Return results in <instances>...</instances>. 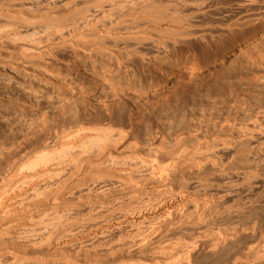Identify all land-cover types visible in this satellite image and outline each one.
<instances>
[{
	"label": "rangeland",
	"instance_id": "obj_1",
	"mask_svg": "<svg viewBox=\"0 0 264 264\" xmlns=\"http://www.w3.org/2000/svg\"><path fill=\"white\" fill-rule=\"evenodd\" d=\"M62 1L66 2L67 0H62ZM71 1L72 0H70L69 2H71ZM96 1H97V3H96ZM96 1L95 0H90V1L89 0H85V1L84 0H77V1L74 0L71 2L72 4L70 3V5H69V2H68V4L62 6L61 0H58V2L53 1V2L47 3L49 10H47V7L43 8L45 5L42 4L43 6L42 5H41L42 7L40 6V8H41L40 12L43 9L44 11L45 10L47 11L46 15L47 14H50L53 16L55 15V16L60 18V19L59 18L57 19L58 21L52 22L54 24H51V25L48 24V25H50V27H54V25H61V24H62L61 26H68L75 19H79V17L81 18V15H77L75 17H70L71 11L69 9H72L73 5L74 6L76 5L79 8H82V10H84L85 14L91 13V14H93V16L95 15L94 18H97L98 20L103 21V18L105 19V17H106L107 19H109L108 23L113 22L112 25H115L114 22L116 21L115 20L116 18L114 19V16L116 15L115 16V17H117L116 25L119 23L117 25V27H120V28L126 27L127 22H129L128 26H131V25H129L130 23L131 24L134 23V22L132 23L131 19H129V20H131V22L128 19H126V20L122 19L121 20L122 17H120L119 11L122 10V8H121L122 6L120 4H118V3L123 4L124 2L125 3L126 2H129V3L133 2L131 4L126 3L125 7L123 5V7L126 8L127 4H129V8L130 7L132 8V6L134 7L136 4V3H134V0L133 1L132 0L131 1L130 0H122V1L121 0H108L109 2L106 0L105 3L103 0L102 1L96 0ZM99 1L102 2V4L103 3L105 4V5H103L104 6L103 7V6H101L102 4L100 3L101 8L102 7L104 8V9L102 8L104 10V12H103V10L102 11L100 10L101 8L98 9ZM135 1L137 2V0H135ZM202 1L203 2L198 0L197 2L204 3V5H206V8L209 9L208 13L212 12L209 15L207 13L208 16L206 15L205 18L210 17L213 19L215 16L218 17L217 15L222 17V15H224L226 13H230V14L237 13V11H240V8L238 7L239 3L240 2L243 3L246 0H202ZM54 2H56V3L54 4ZM65 2H62V3L65 4ZM109 3L111 4V6ZM156 3L158 4L157 6H159V7L164 6L167 3V0H156ZM91 4L92 5L94 4V6L91 7ZM162 4H164V5H162ZM57 5H59V6L61 5V6L60 7L58 6V8H57ZM95 6H97V7H95ZM118 6L121 9H119ZM49 7H51V8H49ZM68 7H70V8H68ZM129 8L127 7L126 10L125 9L124 10L128 11ZM97 9H98V11H97ZM213 10H215V12ZM105 11L106 12L110 11L111 13L108 12L106 14ZM101 12H102V15L100 14ZM121 12H123V11H121ZM97 13L100 16H103L104 13L106 15H104L102 18L99 15H97ZM65 15H69V18H68L69 20L64 21L65 18H63V16H65ZM72 15L74 16V14H72ZM108 15H110V18L112 16L113 17L112 19H114V21H112V19L107 17ZM118 17H119V19H118ZM36 18H41V17L38 16ZM62 18H63V20H61ZM208 18H206V19H208ZM107 19H105L103 22L106 23ZM201 19H204V18L201 17ZM262 19L263 20H261V19L256 20L258 23L252 21V22H254L252 24H255V26L254 25L252 26V24L249 23L248 25L250 28L247 27L248 25H245L244 27L242 26L241 28H243L244 31L241 33L239 32L240 34L235 33L236 35L234 34V36H233V34L231 36L230 31L225 29V31L228 32V34H226V32L224 33L226 35V36L225 35L224 36L227 39H225V37H224L223 39H225V40H222L221 43H218L216 41L215 42L212 41L209 44L206 41L205 42L200 41L198 38H196V39L190 38V40H188L189 39L188 38L187 39L188 41L184 40L178 44H175L176 45L175 47H174V44L171 43L170 48H172V49L174 48L173 49L174 54L172 53L173 55L171 58V61H173V63H169L167 61L165 62L164 60H161L160 65L149 63L150 58L152 57L151 60H153L155 58L154 56L156 53L155 48L152 45H150L149 43H146V44L144 43V45H142V44L140 45V44H136L133 41H129V42H126V45H125L123 42H121L119 44L120 53L118 52L119 55L116 54V56L118 55V58L117 57H115V58L117 60H119V62L123 61L125 63L124 64L122 62L123 63V67H122L121 63H117V61H115L116 59L109 58L105 54L103 55V54L98 53V52L95 53V51L92 50L91 48L85 49L83 46H77L76 49L77 48L78 49L81 48V49L80 50L75 49L76 52H73L75 50L72 51V49H71V51H72L71 53L69 52L70 48L67 50L65 49V51H63V50L60 51L58 49H54V51L52 49V51H51L48 48L49 46H47L48 44H45V43H41L43 46H41V44L40 45H35V44L28 45V44L20 42V41H16L15 43H13L14 41H12L10 38L9 39L6 38L4 44L0 43L1 44L0 45V167H2V171H4L3 169H5L7 167V162H9L8 160H12L11 158H15V157L19 156L21 151L24 150L25 147L30 148V145L33 146V144L36 143L38 140L46 139V136L50 135L49 128L52 127L53 124H54V126H55V124H58L56 122V120L58 122H60L61 120H63L66 117L65 115H69V114H67L68 113L67 110H69L70 107H67V106L70 105L72 108V106L74 105L73 103L76 101H77L76 103H79V102L82 103V104H76L75 103L76 106L75 105L74 106L78 109L81 108V111H82L81 117L84 118V116H85L84 119H86V118L92 119L93 118V120H94L95 119L94 116L97 117L98 115L100 116L102 114L103 118L107 117L106 121H109L110 120V117H109L110 113H108V112L114 111V109L116 107L115 111H117V109H118V113H120V115H122L121 117L123 119H121V117H118L116 115L114 118L115 119L114 123H116V125H117V123H118V125H121L120 123H122V125H124V128H126L130 131L129 135L134 137V139H135V137H137L136 140H138L137 142H140L139 144H141L140 147L142 148L141 154L144 156H148L150 154V150L148 147H149V144L151 142H153V140L155 141L154 145L158 146L161 143V139H160L161 135L166 136L168 139H173L174 135H176L177 132L179 133L181 130H182V132L184 131L185 134L186 133L188 134L189 138H187V139H189V140H187L188 141L187 144L189 143L191 145H192L193 141H195V138H193L195 136H197L198 138L200 137L201 139L199 138V140H201V141L202 140L206 141L207 139H211L213 136L214 137H216V136L222 137L223 133L226 135V137H229V138H230V136L231 137L233 136V138L238 137L241 134V132H240L241 128L240 127L241 126L242 127L247 126V124H249L251 120L253 121V118H254L257 110L259 111L262 108V106H264V75H263L264 72H262V70H264L263 69L264 68V17H262ZM123 20H125V21L128 20L127 22L124 21L125 25H124ZM102 21H100V23H102ZM261 21H262V23H260ZM121 24H123V25H121ZM132 26H135V25L133 24ZM251 26L254 28H251ZM45 28H46V26H45ZM45 28L40 27L41 30L37 29L38 33H41V34H38L39 36L43 35L42 33H43ZM136 30H137V33L140 32L139 34L143 33L141 31L142 30L141 28H140V30L139 29H136ZM40 31H42V32H40ZM227 35H229V36H227ZM229 37H232V38L229 39ZM43 38H45V37L43 36ZM5 43H7V44H5ZM132 43H133V45H132ZM148 44L150 47L148 46ZM17 45H18V47H17ZM23 45H26V47H24ZM130 45H131V47L133 46V48H135V46L138 45L140 50L144 51L145 53L148 52L147 53V55L149 57L148 61H143L139 57L140 56L139 54L134 53L132 51L133 48H131ZM21 46L24 49L26 48L27 51L29 50L28 48H30V47L31 48L27 52L26 49L23 51ZM126 46L128 47V49ZM151 46H152L153 50H152ZM42 49L45 50L46 52L48 51L49 53L50 52H52V53L50 55H48L49 53L48 52L46 53ZM88 49H90V50H88ZM31 50L36 51L35 55L33 56L35 58H33V57L31 58L30 56H29L30 58L29 57L27 58V54H29ZM40 51L44 52L46 55L45 56L39 55V57L37 58V56H38L37 53ZM77 51H78V53H77ZM152 51L153 52L155 51V53H153ZM25 52L27 54H25ZM55 52H56V54L60 53L59 54L60 57H57L59 55L54 56L53 53H55ZM125 52L128 54H126ZM135 54H137L138 56ZM46 56L48 57V59ZM49 56H52V57H49ZM121 56L125 60L123 58H121ZM127 56H129V57L133 56V57L130 58L131 60L130 59L127 60L128 59ZM54 57H56L57 59ZM137 57H139L140 60ZM257 58H260V59H257ZM49 59H51V60H49ZM132 59L135 60V62ZM136 59H137V61H136ZM138 60H139V62H138ZM126 62H129V64H127ZM254 62L255 63L257 62V63L255 64ZM262 63H263V65H262ZM115 64H118V65L116 66ZM130 64H132V66H130ZM124 65L125 66L127 65V67H124ZM128 65H129V67H128ZM118 66L120 68H118ZM255 67H258V69ZM259 71H260V73H259ZM133 72L135 74H133ZM137 74H138V77L140 76L138 79H137ZM260 74H261V78H263V79L257 80L260 78ZM128 75L130 76L129 77L130 79H128ZM123 79H125V80H123ZM126 79L128 82H131V87H128V85H127L128 82H126ZM259 81H260V84H259ZM253 82H255L257 84H255V83L253 84ZM133 83H134V85H133ZM121 84H124V85H121ZM138 84L140 85L141 89H138V87H139ZM132 86H134V87H132ZM243 98H245V100ZM69 103H72V105ZM118 104L119 105L121 104V106L117 107V106H119ZM77 105H80V106H77ZM255 105H257V106H255ZM122 107L124 109H122ZM253 110L254 111L256 110V111L253 112ZM90 114H91V116H90ZM250 114H252V115H250ZM226 115H229V117ZM225 119L227 120V123H224V122H226ZM228 120L229 121L233 120L234 122L231 121L232 123H228L229 122ZM261 120L264 121L263 118ZM244 123H246V125ZM51 124H52V126H50ZM224 124L225 125L227 124L228 126L226 125L227 127H225ZM251 125H252V123H250V125H248V126H251ZM117 127H119V126H117ZM181 127H183V129ZM211 132H213V136H211V137L206 136V134H209ZM158 133H160V134H158ZM173 133H174V135L172 136ZM189 133L191 134L193 140H191L192 138H190L191 136H189ZM192 133H193V135H192ZM218 133H221V134H218ZM154 134H156V135L152 139V136H154ZM214 134H216V135H214ZM170 135H171V137H170ZM225 135H224V137H225ZM44 136H45V138H44ZM157 136H158V138H157ZM130 139H132L131 140L132 142H135V141H133L134 140L133 138H130ZM156 140H158V141H156ZM148 142H150V143H148ZM142 146H144V147H142ZM146 147H147V149H146ZM17 152H19L18 153L19 155H15V154H17ZM13 154H14V156H12ZM5 160L7 162H5ZM263 163H264V161H263ZM263 163H260L261 168H259L262 172H264V166H263L264 164ZM2 164L3 165L6 164L5 165L6 167H3ZM246 168L248 170H249V168H250V170H252V169L254 170L255 164L247 165L245 167V169ZM240 170H242V169H240ZM240 170H237L236 174L234 172L235 175H233V173H232V175L230 176V177H232V176L234 177V179H232L233 181L236 179V181H234L233 183H237V185L233 184L235 186H232V187H235V189L234 188H232V189L234 191L236 190V192H235L236 194L233 192L231 195L234 197L228 196L225 200H224L225 197H223V198L217 197L218 195H216L217 198L214 197V199H217V200L222 198L221 203L219 202L218 203L219 205L217 204V207L215 206V208L213 209L214 211H216L218 206H221L222 208L224 207L223 208L224 210L222 209L223 211L220 210L221 207H220V209L218 208L219 210L217 212L221 211L218 213L220 216L219 215L216 216L217 213L213 212L215 214L216 218L214 216L210 220V222L204 224L201 228H197L198 231L196 228H190V230H189V228L183 229V228H181V225H180L181 223H178L179 225L177 224L179 227H176L177 225L175 226L178 229H176L174 227L173 229H171L168 232L164 231L163 229H158V231H157L158 235L156 234L155 237L153 238V240L151 241L152 246L158 245V244L166 242L168 240L166 242V244L162 245L164 247L167 245L165 247L167 250L175 248L176 251L179 249L178 252H180V253H181V251H183L181 254L182 256L180 257L182 259L180 261V264H182V263L185 264L187 261H189V262L191 261L190 263L187 262V264H240V262H242L244 264L245 263L252 264L253 261L255 262L253 264H264V256H263L264 255V247H262V248L260 247L261 243L264 240V182H263L262 178H261L262 182L260 181L259 175H258V177L253 176V178H255L256 180L252 178L251 181L249 179V181L246 182L243 178V173L240 172ZM2 171L0 168V172H1L0 186L2 187V188L0 187V189L4 190L3 185H5V183H3L4 181L2 182V180H3L2 178L6 174L5 173L3 174ZM138 173L139 172H137L136 175H138ZM145 173L146 172L143 173V171H142L141 174H143L145 176L147 174V173L146 174ZM74 174H76V173H74ZM93 174H96V173L95 172L94 173L89 172V173H85L84 175L82 173H79V174L77 173L76 175H74L75 176L74 177L72 175V173H70V175L73 176V177H71L72 179L69 178L70 175L67 174L68 177L67 176L66 177L69 178V181H71L70 182L71 184H70V187L66 189V191L61 192L60 198L61 199L64 198V199H62L64 201L62 202L61 200H59L57 202L58 204L56 203L57 204L56 208H59V209H62V208L68 209L69 208L68 210H70V207H72L73 210L72 209L70 210V213H71L70 217L76 218L77 214L75 215V213H79V215H77V217H79L80 219H78V218L72 219V221L73 220L74 221L73 222L70 221V223L72 222L71 224L68 223L69 220H67V219H65L67 221L63 220V222H65L66 224L68 223L67 225L65 223H63L64 224L63 229H62V226L59 224L60 227H58L59 226L58 225L57 230H56L58 232L55 233V229H53L54 232L53 231L50 232L49 236L47 234V236L49 238H47V239L45 238L46 240L43 239V241L45 242V246H44L45 250L43 249L44 243L41 242L42 244L40 243L41 245H39L37 247L36 252H34V250H30L31 252H29L27 254V256L24 255L25 258L29 257L28 259H31V260L44 261V262H49V263L61 261V259L62 260L66 259L68 261V263H71V264H101V263L102 264L103 263L104 264H106V263L107 264H116V263L118 264L119 262L122 264H132L134 261L137 262L139 260L136 257H139L140 255L146 254V251L148 250L149 247H147L146 249L141 250V251L139 249L138 250L137 249L132 250V251H135V252L131 251L132 254L129 252L127 247L134 244L136 242L135 240L138 237L142 236V234L144 235L148 231L145 228H148V229L151 228V230H152L153 225H151V224H154L153 221L144 220V223L146 221V223L144 224L142 222L143 221L142 220L141 222L137 223L136 225L135 224L126 225L125 224L127 222V221H125L126 217L124 218L123 215L120 216V214L123 213L125 209L133 206V204L136 205V204H138V202H140L139 204L143 203V200L154 201L155 198H153L152 195H149V194H152L151 193L152 189L154 190V188H159V187H157V185H158L157 182H155L154 179L150 180V178H149L147 181L149 183V185L146 184L147 186L145 185V187H144L143 184L140 183L141 179L139 180L140 182L137 179H139V177L140 178H146L148 174L146 175V177L139 174L138 175L139 177H138V176H135V173H134V176L138 177V178L133 177V174H131V176L130 175L128 176V174H127V176H126V174H123L124 176L128 177V179L130 178V180L125 178L123 175H122V177H119V176L113 177L112 175L109 176L106 174H102V176H104V177L117 179L118 182L115 180V182H113L114 184L108 183L106 185V187L103 186L102 184H99V183H96L98 185L95 184L96 186L94 185L93 187H92V185H93L92 184L90 186L92 188H90V187L88 188V187H86V185L84 186L82 183L87 182V179H85V178H87ZM168 174L166 176L169 178L168 180L169 181L173 180L175 176L173 174L171 175V173H168ZM77 175L80 177L81 176L85 177L84 178L85 180H83V177H81L80 180L83 182L80 183L79 182L80 180H79V181H77L79 184H76L77 182L72 184V182H74V178H75V180H77L76 179V177H78ZM86 175H88V176H86ZM179 176L180 175H178V177ZM131 177H133L132 179L134 181L131 179ZM124 178L126 181L124 180ZM216 178H217V180H216ZM216 178H214L212 180L217 181V183L214 181H211V180H210V182H208L209 184L211 183V185H208L206 183L208 186L207 187L208 189H205L206 188L205 184L201 185L202 187L201 186L200 187L202 190H200V187H199L200 193L203 190H205L206 192L209 191V193H210L212 190V189H210L211 186H212V188L214 187V189L212 190L211 193H215V194L220 193L222 190H224V189H226V187H228L227 181L229 180V178H225L226 182L223 180L224 177L223 178L220 177L221 178L220 179L218 176H216ZM122 179H123V183H122V181H119ZM197 179H199V178L194 177L192 180H197ZM218 179L220 180L219 184H218ZM149 181H151L152 183ZM230 181H231V178H230ZM230 181H228V183ZM130 182H132V183H130ZM224 182L226 183V187H224L225 186ZM238 182H240V184H243V183L244 184L240 185ZM248 182H250V183H248ZM120 183H121V187H120ZM126 183L127 184L130 183V184L127 185ZM137 183L138 184L140 183L139 185H141V188ZM122 184L123 185L125 184V185L123 186ZM132 184H134L135 186L138 185L137 187H139V188L133 187L134 185H132ZM217 184L218 185L223 184L224 188H222V186H218ZM253 184L254 185L256 184L257 186L256 185L254 186ZM10 185L11 184L9 183L8 186H5V189L8 190L10 188L9 187ZM81 186H82V188H81ZM83 186H84V188H83ZM128 186H129V189H128ZM209 186H210V188H209ZM236 186H238V187H236ZM242 186H243V188H242ZM250 186H252L253 188H251ZM218 187H220L221 189H219ZM77 188H78V191H75V189L77 190ZM79 188L82 190H80ZM217 189H219L221 191L218 192L219 190H217ZM7 190H5V191H7ZM88 190H89V192H86ZM5 191H4V193H5ZM71 191L72 192L74 191L73 192V194H75V196L73 195L74 198L71 197V195H72ZM80 192H81V194H80ZM91 192H92V194H90ZM0 193H1V190H0ZM145 193L148 194V195H145L146 198L144 196ZM67 194H69V195L71 194V195L69 196ZM82 194H84V196H82ZM135 194H140V195L143 194V196H144L142 198L143 200L141 199L142 200L141 201L140 199H137L138 200L137 201L135 199L137 202L135 200H131L132 198L130 196L135 195ZM65 195L68 196V197L66 196L68 198L67 199L68 201L65 200L66 199ZM77 196L79 197L78 199H77ZM80 196H82V197H80ZM147 196L150 198L149 200H148ZM70 197L73 198V200H71ZM59 202H60V204H59ZM131 203H132V205H131ZM241 203H243V204L245 203V204L243 205ZM98 205H99V207H98ZM113 205L115 206V208ZM129 205H131V206H129ZM92 206L95 208H92ZM124 206H126V207H124ZM111 207H113L115 210ZM91 208L93 209V211L91 210ZM59 209H57V210H59ZM75 209H76V211H75ZM88 209H89V211H88ZM102 209H104V210H102ZM111 209L113 211H111ZM117 209H119V210H117ZM90 210L92 212H90ZM99 210L101 211V215L100 214L98 215ZM235 210H236V212H235ZM96 211H98L97 215H96ZM115 212L116 213L118 212L117 215L114 214ZM11 213L12 212H10L9 215H11ZM81 213L86 215V217L83 216ZM86 213H88L89 216ZM93 213L96 215V219H97V221H95V222H94L95 215L92 216ZM72 215H75V216H72ZM90 215H91V217H90ZM111 215H113V216H111ZM97 216H99V218H97ZM114 216H116V217H114ZM15 217L16 216H14V215L9 216V218H6L7 220H4V223L9 222L10 218H11L10 220H12V219H17L18 217H25V215L17 216V218H15ZM83 217H84V220L87 221V223L84 222V220H82ZM101 217H103V218H101ZM108 217L111 219L108 220L109 219ZM121 217H123L124 219ZM105 218H106V222L104 221ZM117 218L119 220L121 218V220H124V221H121V220L119 221ZM100 219H102L103 221ZM107 220L109 221L108 223H107ZM256 220H258V221H256ZM78 221L81 223L80 225H77ZM147 221L150 223L152 222V223L150 224ZM238 221H240V222L238 223ZM79 222H78V224H79ZM83 222H84V224H83ZM96 222H98V223H96ZM117 222L120 224L119 228L112 229V230L108 231V233L106 232L101 236L99 235V233L102 231V229H105V228L111 229L112 227L117 225ZM237 223L238 224L241 223L243 226L248 225L247 228H250V226L256 225V228H255V230L250 229V231L249 230L245 231L244 235L242 233L241 235H239L242 237L238 236V238H236V240H234L235 238L232 239V238L228 237L229 239H227V241L222 243V245L220 246L221 249L219 247H215V249L216 248L218 249L216 251L214 249V246H211V243L209 245V243L206 241V242L199 243V245H198V243L196 244V242L194 240L197 236H199V229H202V231H203V230H205L204 229L205 226H208L206 229L214 227L213 229H215L217 231L222 230V231L226 232V231H230L232 229V227H230V225L234 226V225H237ZM74 224H76L77 227L74 226ZM103 224H106V225H103ZM141 224H143V225H141ZM245 224H247V225H245ZM109 225H110V227H109ZM121 225H123V226H121ZM130 225H134V226H130ZM72 226H73V228H72ZM209 226H211V227H209ZM64 227L67 229L66 233H65L66 229ZM69 227H71V228H69ZM224 227H225V229H224ZM58 229H60V230H58ZM68 229H70L69 233H68ZM142 229L144 231H142ZM228 229H230V230H228ZM134 230H135V232H134ZM133 234H135V235L137 234V235L134 236ZM182 234H183V236H182ZM96 235H97V237H96ZM130 235H133L132 237H134L132 240H131L132 237ZM47 236L45 235L44 237H47ZM59 236L60 237L62 236V237L60 238ZM120 236H122V238ZM170 236H171V238H170ZM173 236H174V238L175 237L176 238L174 239ZM180 236H181V238H180ZM190 237L193 238L192 242H190L191 241ZM56 238H58V239H56ZM186 238H188V239H186ZM126 239L127 240L129 239V240L127 241ZM154 239H156V240H154ZM177 239H178V241L181 239H183V240L179 241V244H178ZM130 240H131L132 244H130L131 242L128 243ZM157 240H159L160 242ZM184 240H186V241L189 240L188 242H190L191 244L194 242V247L191 246L193 251H189L190 250L189 249L188 250L189 253H185V251L187 249L186 250H185V248L183 249L182 248L183 243H181ZM83 241H84V243H83ZM170 241H173V243ZM174 241H176L177 243H175ZM155 242H156V244H155ZM123 244H124V246L125 245H127V246L124 247ZM169 244H171V245H169ZM172 244H173V246L174 245L175 246L173 247ZM202 244L203 245L206 244L207 246L204 245L205 247H203ZM82 245L85 247V249L83 248ZM168 245L173 247V248H170ZM197 245L199 246L198 248H197ZM109 246H111V247H109ZM118 247H119V250H120V247H123V249L126 248V251L121 248L123 253L119 252L117 250ZM164 247H162V248H164ZM210 247L213 249H211ZM257 247H259V249L261 250V251H258V253L254 252V250ZM114 248H116L117 252L115 251ZM94 249L96 251L95 253L93 252ZM209 249H211V250H209ZM75 250H76V253H75ZM87 250L89 253H87ZM213 250L215 253L213 252ZM5 251H8V250H4L3 252H5ZM39 251H41V252H39ZM126 252H128L130 254L128 255V253H126ZM113 253H116V254H113ZM141 253H144V254H141ZM183 253H184V255H183ZM218 253H219V255H218ZM256 253L258 254L257 256H256ZM137 254H138V256H137ZM250 254H251V256L252 255H254V256L251 257ZM259 255L263 256V258L259 257ZM73 259H75V260H73ZM255 259L256 260L258 259L259 261L258 260L255 261ZM237 260L240 262H238ZM247 261H250V262L248 263Z\"/></svg>",
	"mask_w": 264,
	"mask_h": 264
},
{
	"label": "bare ground",
	"instance_id": "obj_2",
	"mask_svg": "<svg viewBox=\"0 0 264 264\" xmlns=\"http://www.w3.org/2000/svg\"><path fill=\"white\" fill-rule=\"evenodd\" d=\"M53 1L58 2V0H0V43L4 44L6 38H8V39L10 38L12 41H14L13 43H15L16 41H20V42L26 43L28 45H33V44L40 45L41 43H45V44H48L47 46H49L48 48L51 51H52V49H53V51H54V49H58L60 51L61 50L65 51V49L67 50L70 48V51H69L70 53L73 50H75L77 46H83L85 49L91 48L92 50L95 51V53L98 52V53H101L103 55L105 54L109 58H113V59H116L115 57L118 58V55L120 53L119 44L121 42H123L125 45H126V42H129V41H133L136 44H140V45L141 44L144 45V43L145 44L149 43L156 50V53H155V51L154 52L152 51L153 53H155V56H154L155 58L153 60H151L152 59V57H151L149 60V63L160 65L161 60H164L165 62L167 61L169 63H173V61H171V58H172V55L174 54L173 53L174 48L173 49L170 48L171 43L174 44V47H175L176 46L175 44H178L184 40L186 41L188 38H189L188 40H190V38H194V39L198 38L200 41H204V42L206 41L209 44L212 41H214V42L216 41L218 43H221L222 40L227 39L225 37L226 35L224 34L226 32L225 29L230 31L231 36H232V34L234 36L235 33H239V32L241 33L244 31V29L241 28L242 26L244 27L245 25H248L249 23L252 24L254 22H257L256 20H258V19L263 20L262 17H264V0H246L243 3L240 2L239 6H238L240 8V11H237V13H235V14L226 13V14L222 15V17L217 15L218 17L215 16L214 17L215 19L214 18L212 19L210 17H209L210 19L208 17H206L208 19L205 18L209 9L206 8V5H204V3L197 2L198 0H167V3L165 5L162 4L164 6H160V7L157 6L158 4L156 3V0H137V2L134 0V3H136V4L134 7L132 6V8L131 7L129 8V4H131L133 2H131V3L126 2V3H129V4H127V7L130 9V10L128 9V11H125L127 8V7L124 8L125 4H126L125 2L123 4L118 3V2L117 3L122 6L121 11H123V12L119 11L120 12L119 15H120V17H122L121 20L122 19H125V20L131 19L132 23L134 22L133 24L135 26H132L133 24H131V23L129 24L131 26H128V23H129V22H127L128 20L127 21L123 20V22L124 21L127 22L126 23L127 26L123 27V28L117 27V25L119 23L117 22L118 24L116 25V21H117V17H115L116 15L115 16L113 15L114 19L116 18L115 19L116 21L114 22V24L116 26L112 25L113 22L108 23L109 19H107L106 17H105V19H107V21L105 23V22H103L105 20L103 18V16L106 15L110 11H108V12L105 11L106 14L104 13L103 16H100L98 14L99 12L97 13V15H99L100 17L103 18V21H102V20H98L97 18H94L95 15L93 16V14H91V13L90 14L92 16L90 14H85L84 10H82V8H79L78 6L73 5L72 9H69L71 11L70 17H75L77 15H81V18L80 17H79V19L74 18L75 20L73 22H71L72 21L71 20L70 21L71 24H69L68 26H61L62 25L61 24V25H54V27H50L51 24H54L52 22L58 21L57 19L59 17H57L55 15L53 16L50 14L46 15L47 11L46 10L44 11L43 9L40 12V9H41L40 6L43 4V5H45L43 8L47 7V10H49L47 3H50ZM69 1L70 0H67L65 2V1L61 0V5L64 6V5L68 4ZM72 1H74V0H72ZM75 1H77V0H75ZM100 1H102V0H100ZM100 1L98 3L99 5L97 4L98 9H100L101 6L105 5L104 3L106 2V0H103L104 3L102 4V2H100ZM200 1L203 2L202 0H200ZM62 2H65V4ZM71 2H69V5ZM55 3L56 2H54V4ZM96 3H97V1H96ZM100 3L102 4L101 6H100ZM94 4L93 5L91 4V7L94 6ZM123 5H124V7H123ZM58 6L59 5H57V8H58ZM110 6H111V4H110ZM119 6H118V8L121 9ZM70 7H68V8H70ZM95 7H97V6H95ZM49 8H51V7H49ZM102 8L100 9L101 11L104 9V8L103 9ZM98 9H97V11H98ZM213 11L215 12V10H213ZM103 12H104V10H103ZM210 13H212V12H209L208 15ZM72 14H74V16ZM100 14L102 15V12ZM69 15L63 16V18H65L64 21L69 20L68 19ZM38 16H40L41 18H36ZM107 17L110 18V15H108ZM201 17L204 19H201ZM63 18L61 20H63ZM112 18L113 17L111 16L110 19H112ZM114 19H112V21H114ZM118 19H119V17H118ZM131 20H129V21L131 22ZM100 21H102V23H100ZM252 21H254V22H252ZM125 22H124V25H125ZM260 23H262V21ZM48 24H50V25H48ZM121 25H123V24H121ZM253 25L255 26V24H252V26ZM45 26H46V28H45ZM252 26H251V28H254ZM40 27H42V28L44 27L45 29L42 33L43 35L39 36L38 34H41V33H38L37 29H40ZM247 27H249V25ZM140 28L142 29L141 30L143 32L142 34H139L140 33L139 31H138L139 33H137L136 29L140 30ZM40 32H42V31H40ZM226 34H228V32H226ZM229 35H227V36H229ZM43 36L45 38H43ZM224 37H225V39H223ZM230 38H232V37H229V39ZM5 44H7V43H5ZM149 44H148V46H149ZM132 45H133V43H132ZM23 46L26 47V45H23ZM41 46H43V45L41 44ZM152 46H151V48H152ZM17 47H18V45H17ZM130 47H131V45H130ZM21 48H22V46H21ZM30 48H28V49L30 50ZM131 48H133V46ZM25 49L22 48L23 51ZM71 49H72V51H71ZM80 49L77 48L76 50H80ZM127 49H128V47H127ZM76 50L73 52H76ZM88 50H90V49H88ZM152 50H153V48H152ZM26 51H27V49H26ZM43 51H45V50H43ZM132 51L134 53L139 54L140 55L139 57L143 61H148V58H149L147 55L148 52L145 53L144 51L140 50L138 45L135 46V48H133ZM35 52H36L35 50H33V51L31 50L29 54H27L26 52H25V54H27V58L29 56L32 58L35 55ZM51 53L52 52H50L48 55H50ZM77 53H78V51H77ZM37 54H38L37 58L39 57V55L40 56L46 55L44 52H41V51L38 52ZM55 54H56V52L53 53V55L57 56L60 53L56 54V55ZM116 54H118V55L116 56ZM126 54H128V53H126ZM137 54H135V55H137ZM52 56H49V57H52ZM129 56H127L128 57L127 60H129L130 58L133 57V56L132 57H129ZM57 57H60V55ZM139 57H137V58L139 59ZM33 58H35V57H33ZM54 58H56V57H54ZM121 58H123V57L121 56ZM47 59H48V57H47ZM257 59H260V58H257ZM49 60H51V59H49ZM139 60H138V62H139ZM115 61H117V63H121L122 67H123V63H124L123 61L120 60L121 62H119V60H117V59ZM133 61L135 62V60H133ZM136 61H137V59H136ZM126 63L129 64V62H126ZM132 64H130V66H132ZM115 65L117 66L118 64H115ZM262 65H263V63H262ZM124 67H127V65L126 66L124 65ZM128 67H129V65H128ZM118 68H120V67L118 66ZM255 68L258 69V67H255ZM262 72H264V70H262ZM259 73H260V71H259ZM133 74H135V73L133 72ZM129 77L130 76L128 75V79H130ZM139 77L137 74V79ZM260 78H261V74H260ZM260 78L259 79L256 78V79L257 80L263 79V78H261V79ZM123 80H125V79H123ZM126 82H128L127 79H126ZM254 83L255 82H253V84ZM257 83H255V84H257ZM139 84H138V86H139L138 89H141ZM259 84H260V81H259ZM121 85H124V84H121ZM127 85H128V87H131V82H128ZM133 85H134V83H133ZM132 87H134V86H132ZM243 99L245 100V98H243ZM76 102H74L73 104L75 105ZM69 104L72 105V103H69ZM76 104H82V103L79 102ZM73 106H72V108L70 105L67 106V107H70V109L68 108L69 110H67L68 113L66 112L69 115H65L66 117L63 120H61L60 122H58L56 120V122L58 124H55V126L53 123H52L53 126H52V124L50 125V126H52L49 128L50 135L48 136L46 134L48 136L47 137L45 135L46 139L38 140L37 142L35 141L36 143H34L33 146H31L29 144L30 148L25 147L24 150L21 149L22 151H21L20 155L18 154L19 152H17V154H15V155H19V156L15 157V158H11L12 160H8L9 162H7L5 160V162H7V167L5 166L6 164L5 165L2 164L3 167H6L5 169H3L4 171H2V167H0L2 173L6 174L2 178L3 179L2 182L4 181L3 183H5V185H3L4 190L0 189L1 190V193H0V264H71V263H68V261L66 259H63V260L61 259V261L49 263V262H44V261L31 260V259H28L29 257L25 258L24 255L27 256V254L29 252H31L30 250H34V252H36L37 247L39 245H41L42 243H44V245H43V249H44L45 242L43 241V239L46 240L47 238H49L48 237L49 233L52 231L54 232L53 229H55V233L58 232L56 230H57V226L59 224L62 226V229H63V226H64L63 223H65V222H63V220L64 221L69 220L68 223H70V221H72V219H76V218L80 219L79 217H77V215H79V213H75V215L77 214L76 218L70 217V215H71L70 210L72 209V207H70V210H68L69 208L68 209L67 208H62V209L56 208V205L58 204L57 202L59 200H61L62 202L64 201V200H62L64 198L61 199L60 196H61V192L66 191V189L70 187L71 181H69V178L73 177L77 173L78 174L82 173L83 175L85 173H89V172H91V173L95 172L96 173V174H93L87 178L81 176V177H83V180L87 179V182L82 183V184L84 186L86 185V187H88V188L92 184H93L92 185V187H93L96 183L102 184L103 186L106 187V185L108 183L114 184L113 182H115V180L118 182L117 179L107 178V177L102 176V174H106L109 176L112 175L113 177H115V176L122 177L123 174H126V176H127V174H128V176L129 175L131 176V174H133V177H135V176H138L139 174L143 175V174H141L143 171V173L146 172L149 176L145 173L147 175V177H146V175L145 176L143 175V176L146 178H140L138 176L139 179H137V180L139 181L141 179V182L140 181L139 182L142 183L144 187L146 184L149 185V183L147 182L149 178H150V180L154 179L155 182H157V184H158L157 187H159V188H154V190L152 189V192H151L152 194H149V195H152L153 198H155L154 201H152V200L151 201H145L142 199L145 195H148L147 193H145L144 196H143V194L142 195H140V194L132 195V196H130L132 198L131 200H135V199L141 200L142 199L143 203L139 204L140 202H138V204H136V205L133 204V206H131L132 205V203H131V205H129L131 207L128 206L129 208H127V209H125L124 207H126V206H124L123 208L125 210H124V212L122 211L123 213L120 214V216L123 215L124 218L126 217V220H125V221H127L125 223L126 225H128V224H135L136 225L137 223L141 222L142 220H143L142 221L143 223H144V220L153 221V223H154V224H151L152 222L150 223L147 221L148 223L153 225L152 230H151V228H149V229L145 228L149 232L145 231L146 233L144 235L143 234H142V236L139 235L140 236V237H138L139 239L135 238L136 242L134 241L135 242V243L133 242L134 244H132V242H131V240L134 238L132 236L133 235L136 236L140 231L136 235L135 234L130 235L132 238L128 243L131 242L130 244H132V245L127 247V249L129 250V252L131 254H132V252H135L132 250H135V249L138 250L139 249L141 251V250H144L147 247H149L148 250L146 251V254L141 253L144 255H140L139 257H136L139 260L137 262L134 261L132 264H174L175 262H176L175 264H180V261L182 260L180 257L182 256L181 254L183 251L180 250L181 253L178 252V250H179L178 248H177L178 250L176 251V249L173 248L175 246V245L173 246V244H172L173 247L169 246L171 244L168 245L170 248H173V249L167 250L165 248L167 245L165 247L162 245L166 244V242L168 240L166 242L152 246L151 241L153 240V238L157 234L158 229H163L164 231L168 232L171 229H173L178 223H181L180 224L181 228H183V229L189 228V230H190V228H196V229L201 228L204 224L210 222V220L215 216V214L213 212L217 213L216 216H218L219 215L218 213L224 210L223 209L224 207L222 208L221 206H218L219 209L221 207V209H220L221 211L217 212L219 210L218 208L216 209V211H214L213 209L215 208V206L217 207V204L219 202L221 203V200L223 197H225L224 198V200H225L228 196L230 197L233 192L234 193L236 192V190L234 191L232 189V188L235 189V187H232V186H235L233 184L237 185V183H233L234 181H236V179L233 181L232 179H234V177L233 176L230 177V176L232 175V173H233V175H235L237 170L242 169V170H240V172L243 173V178L246 182L249 181V179L251 181L253 176L258 177V175L260 176V181L262 178V180L264 182V172H262L259 169V168H261L260 163H263V161H264V121L261 120L262 118L264 119V106H262V108L259 111L257 110V112L255 113V116L253 115L254 118L251 116L253 118V121L252 120H251L252 122L250 121V123H252L251 126H248V125H250V123H249V124H247V126H243V127L241 126L240 127L241 128L240 129L241 134L239 133L240 135L239 136L237 135L238 137H236V138H233V136L232 137L230 136V138L226 137V135L224 133H223V136L221 135L222 137H220V136L214 137L213 132H211L209 134H206V136H208V137L213 136L214 137V138L212 137L213 139L212 138L211 139L206 138L207 139L206 141H203V140L201 141V140H199L200 137L198 138L197 136H195V137H193V138H195V141H193L194 144L191 142L192 143V145H191L189 143L187 144V142H188L187 140H189V139H187V138H189L188 134L186 133L187 134L186 135L184 131L182 132V130L181 131L179 130L180 132L179 133L177 132L176 135H174V133L172 134V136L174 135L173 139H168L166 136L161 135L160 136L161 143L159 142L160 145H158V146L154 145L155 144L154 140L151 143L148 142V143H150L149 147L147 146L150 150V154L148 156H144L141 154L142 148L140 147V145H141V144H139L140 142H137L138 140H136L137 137H135V139H134V137L129 135L130 131L128 129L124 128V125H122V123H120L121 125H118V123L116 125V123H114V120H115L114 118L116 115L118 117L122 116V115H120V113H118V109H117V111H115L116 107H115L114 111L108 112V113H110L109 114L110 120L106 121L107 117L105 116L106 118H103L102 114L100 116L98 115L97 117L94 116V118H95L94 120L92 117H91L92 119H89V118L84 119L85 116H84V118L81 117V113H82L81 108L78 109L75 107L76 105L74 107ZM77 106H80V105H77ZM120 106H121V104L117 107H120ZM255 106H257V105H255ZM122 109H124V108L122 107ZM255 111L253 110V112H255ZM250 115H252V114H250ZM90 116H91V114H90ZM226 116L229 117V115H226ZM121 119H123V118L121 117ZM231 121L234 122L233 120H231ZM231 121H229L228 123H232ZM224 123H227V120ZM244 124L246 125V123H244ZM226 125H225V127L228 126V125L227 126ZM117 126H119V127H117ZM181 128L183 129V127H181ZM190 133H189V136H191ZM158 134H160V133H158ZM218 134H221V133H218ZM155 135L156 134H154V136H152V139H153V137H155ZM192 135H193V133H192ZM214 135H216V134H214ZM224 135H225V137H224ZM45 136H44V138H45ZM158 136H157V138H158ZM170 137H171V135H170ZM130 138H133L134 139L133 141H135V142H132L131 141L132 139H130ZM190 138H192V136ZM193 138L191 140H193ZM156 141H158V140H156ZM142 147H144V146H142ZM147 147H146V149H147ZM12 156H14V154ZM252 164H255L254 170L253 169L250 170V168L248 170L247 169L248 167L245 169V167L247 165H252ZM137 172H139L138 175H136ZM234 172H235V174H234ZM70 173H72V175L74 173H76V174H74L72 176V175H70ZM134 173H135V176H134ZM168 173H171V175L173 174L175 176V177L173 176L174 179L171 177L173 180H171V181L168 180L169 178L166 177ZM67 174L70 175L69 178H67L68 177ZM178 175H180V176L178 177ZM0 176H1V172H0ZM86 176H88V175H86ZM126 176H124V177L128 179V177H126ZM216 176H218L219 178L224 177V179H223L224 181H225V178H229V180L227 179L228 181H230V178H231V181L229 183L227 181L228 187H226V183H225L226 181L224 182L225 186L223 184L218 185L220 183L219 182L220 180L218 179L217 185L222 186V188L226 187V189L221 191V190H219L221 188L218 187L219 188V189H217V190H219L218 192H220V191L221 192L215 194V193H211L212 190L214 189V187L212 188V186H211V188H210V186H209V188L212 189L210 193L208 190H207L208 192L203 190L200 193V190H202L201 185L205 184V187H206L205 189H208L207 184L211 185V183L210 184L208 183V182H210V180L217 183V181L212 180V179L216 178ZM78 177H76L77 180H75V178H74V182H72V184L80 180L81 177L80 176H78ZM133 177H131V179ZM138 177H135V178H138ZM194 177H197L199 179L192 180ZM125 178H124V180H125ZM253 179H255V178H253ZM128 180H130V178ZM216 180H217V178H216ZM119 181H122V183H123V179L119 180ZM79 182L81 183L83 181L80 180ZM149 182H151V181H149ZM9 183L11 185L9 186L10 188L7 190V189H5V186H8ZM130 183H132V182H130ZM238 183L240 184V182H238ZM248 183H250V182H248ZM76 184H79V183L77 182ZM129 184H127V185H129ZM243 184H240V185H243ZM96 185H98V184H96ZM132 185H134V184H132ZM84 186H83V188H84ZM137 186L134 185L133 187L136 188ZM139 186L141 188V185H139ZM252 186H250V187L253 188L254 186L253 187ZM92 187H90V188H92ZM120 187H121V183H120ZM199 187H200V190H199ZM236 187H238V186H236ZM81 188H82V186H81ZM137 188H139V187H137ZM242 188H243V186H242ZM128 189H129V186H128ZM5 190H7V191H5ZM80 190H82V189H80ZM4 191H5V193H4ZM75 191H78V188H77V190L75 189ZM73 192L71 193L72 195L70 194L71 197H73V195L75 196V194H73ZM86 192H89V190ZM80 194H81V192H80ZM90 194H92V192ZM67 195H69V194H67ZM67 195H65V197ZM216 195H218L217 197H222V198H220L219 200L214 199V197H216ZM82 196H84V194H82ZM82 196H80V197H82ZM67 197L65 200L68 199ZM231 197H234V196H231ZM73 198H71V200H73ZM78 198L79 197L77 196V199ZM145 198H146V196H145ZM149 199L150 198L148 197V200ZM59 204H60V202H59ZM241 204H243V203H241ZM98 207H99V205H98ZM92 208H95V207L92 206ZM92 208H91V210L93 211ZM111 208H113V207H111ZM114 208H115V206H114ZM57 209H59V210H57ZM91 210H90V212H92ZM100 210H99L100 213L98 211H96V215H97V212H98V215L99 214L101 215ZM102 210H104V209H102ZM117 210H119V209H117ZM75 211H76V209H75ZM88 211H89V209H88ZM111 211H113V210L111 209ZM10 212H12L11 215L16 216L15 218H17V216H23V215H25V217H18L17 219H12V220H10L11 219L10 218L9 222L4 223V220H7L6 218H9V216H11V215H9ZM235 212H236V210H235ZM117 213L115 212L114 214L117 215ZM86 214H88V213H86ZM75 215H72V216H75ZM82 215L86 217V215H84V214H82ZM94 215L95 214L93 213L92 216H94ZM96 215L94 218V222L97 221ZM113 215H111V216H113ZM88 216H89V214H88ZM216 216H215V218H216ZM90 217H91V215H90ZM114 217H116V216H114ZM123 217H121V218H123ZM97 218H99V216H97ZM101 218H103V217H101ZM121 218H120V220H121ZM65 219H67V220H65ZM110 219L111 218H109L108 220H110ZM82 220H84V217L82 218ZM100 220H102V219H100ZM108 220H107V223L109 222ZM104 221L106 222V218ZM121 221H124V220H121ZM240 221H238V223ZM256 221H258V220H256ZM78 222H77V225H80L81 223L79 222V224H78ZM84 222L87 223L86 220H84ZM84 222H83V224H84ZM96 223H98V222H96ZM145 223H146V221H145ZM238 223H237V225H234L235 227L233 225L232 226L230 225V227H232V229L230 228L231 230L230 229H228V230H230L231 232L230 231L224 232L222 230L217 231V230L213 229L214 227L206 229L208 226H205V228H204L205 230L202 231V229H199V236H197L194 240H195L196 244L198 243V245H199V243L207 241L209 243V245L211 243V246H214V249H215V247L220 248L222 243L226 242L227 239H229L228 237H230L232 239L235 238L234 240H236V238H238V236L241 235L242 233L244 235L245 231H248V230L250 231V229L255 230V228H256V225H253V226H250V228H247V226H248L247 224H245L247 226H243L241 223L240 224H238ZM60 225L58 227H60ZM103 225H106V224H103ZM141 225H143V224H141ZM178 225L176 227H179ZM74 226H76V224H74ZM121 226H123V225H121ZM130 226H134V225H130ZM211 226H209V227H211ZM109 227H110V225H109ZM119 227H120V224L117 222V225H115L111 229L105 228V229H102V231L100 230L101 232L99 233V235L101 236L104 233H106V232L108 233V231L115 229V228H119ZM69 228H71V227H69ZM72 228H73V226H72ZM176 229H178V228H176ZM224 229H225V227H224ZM58 230H60V229H58ZM69 230L70 229H68V233H69ZM142 231H144V230L142 229ZM197 231H198V229H197ZM66 232H67V229L65 230V233ZM134 232H135V230H134ZM47 234H48V236H47ZM45 235L47 237H44ZM182 236H183V234H182ZM96 237H97V235H96ZM120 237L122 238V236H120ZM239 237H242V236H239ZM58 238H56V239H58ZM170 238H171V236H170ZM173 238H174V236H173ZM180 238H181V236H180ZM186 239H188V238H186ZM192 239L193 238H191L190 242L193 241ZM154 240H156V239H154ZM181 240H183V239H181ZM181 240H179V241H181ZM157 241H159V240H157ZM179 241L177 239L178 244H179ZM188 241L184 240L181 242V243H183L182 248L183 249L185 248V250L187 249L186 250L187 252L185 251V253H189V251H193L191 246L194 247V242L192 243L193 244L192 245ZM170 242L173 243V241H170ZM174 242L177 243L176 241H174ZM83 243H84V241H83ZM155 244H156V242H155ZM198 245H197V248L199 247ZM204 245H206V244H204ZM204 245L202 244L203 247H205ZM123 246H124V244H123ZM125 246H127V245H125ZM109 247H111V246H109ZM162 247H164V248H162ZM260 247L261 248L264 247V240L261 243ZM83 248L85 249L84 246H83ZM121 248L123 249V247H120L121 251L119 250V247L117 250L119 252H122ZM114 249L117 252L116 248H114ZM211 249H213V248H211ZM211 249H209V250H211ZM4 250H8V251L3 252ZM123 250L126 251V248ZM216 250H218V249L216 248L215 251ZM41 251H39V252H41ZM258 251H261L259 249V247H257L254 250V252H257V253H258ZM93 252L94 253L96 252L95 249ZM213 252H214V250H213ZM75 253H76V250H75ZM87 253H89L88 250H87ZM126 253H128V252H126ZM130 253H128V255ZM257 253H256V256L258 255ZM113 254H116V253H113ZM251 254H250V256H251ZM183 255H184V253H183ZM218 255H219V253H218ZM137 256H138V254H137ZM253 256L254 255H252L251 257H253ZM263 256L259 255V257H262V258H263ZM73 260H75V259H73ZM257 260L255 259V261H257ZM187 262H189V261H187ZM187 262L185 264H187ZM238 262H240V261H238ZM247 262L249 263L250 261H247ZM253 263H255V262L253 261ZM118 264H122V263L119 262ZM240 264H244V263L240 262ZM245 264H247V263H245Z\"/></svg>",
	"mask_w": 264,
	"mask_h": 264
}]
</instances>
